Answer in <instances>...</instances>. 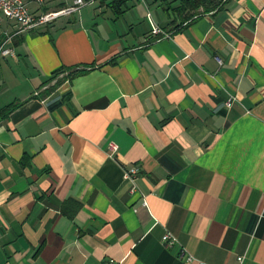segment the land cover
<instances>
[{"label": "crops", "instance_id": "0c3cea01", "mask_svg": "<svg viewBox=\"0 0 264 264\" xmlns=\"http://www.w3.org/2000/svg\"><path fill=\"white\" fill-rule=\"evenodd\" d=\"M88 1L0 26V264H264V0Z\"/></svg>", "mask_w": 264, "mask_h": 264}, {"label": "built area", "instance_id": "2783aa9c", "mask_svg": "<svg viewBox=\"0 0 264 264\" xmlns=\"http://www.w3.org/2000/svg\"><path fill=\"white\" fill-rule=\"evenodd\" d=\"M44 0H0V26L3 21L12 23L17 27V34L28 32L31 30L42 28L48 24H51L61 17L69 16L78 12L82 8L91 4V1L76 0L72 6H69L63 10L56 12H39V9L43 6ZM39 8L33 11V7ZM8 51L0 49V55H7ZM233 100L229 101L227 107H231ZM115 150V147H112ZM137 174V170L133 169L129 172H125V179L133 182L134 176ZM163 243L166 246L173 247L177 241L170 234L163 236ZM179 259L185 263H195L197 260L191 256L185 249H180ZM239 264L243 263V258H238ZM113 264V262H110ZM198 264H202L199 263Z\"/></svg>", "mask_w": 264, "mask_h": 264}, {"label": "trees", "instance_id": "16d2710c", "mask_svg": "<svg viewBox=\"0 0 264 264\" xmlns=\"http://www.w3.org/2000/svg\"><path fill=\"white\" fill-rule=\"evenodd\" d=\"M99 1L101 3L107 2L109 7L117 12L118 15L123 13L122 7L126 3V0ZM165 2L168 7L164 6ZM160 4L163 12L166 13L168 17H170L171 12L173 13L175 19L173 18L171 24H173L175 28H178L190 24L202 14L216 11L217 8H219L220 0H163Z\"/></svg>", "mask_w": 264, "mask_h": 264}, {"label": "rangeland", "instance_id": "374dc122", "mask_svg": "<svg viewBox=\"0 0 264 264\" xmlns=\"http://www.w3.org/2000/svg\"><path fill=\"white\" fill-rule=\"evenodd\" d=\"M87 1H88V0H87ZM161 1H163V0H157V2H159V3H160ZM166 4H167V3L165 2V3H164V6L168 7ZM174 6H175V5H174ZM85 8H91V6H90V7L87 6V7H85ZM152 11H153V10H152ZM152 14H154V13L152 12ZM170 14H171V15H170V18H171V19H172V18L175 19V16L173 15V13L171 12ZM154 15H155V14H154ZM169 26H170L171 28L174 27V25L171 24V23L169 24Z\"/></svg>", "mask_w": 264, "mask_h": 264}]
</instances>
